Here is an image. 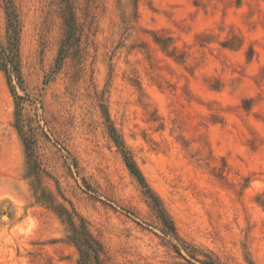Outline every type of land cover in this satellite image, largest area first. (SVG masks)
I'll return each instance as SVG.
<instances>
[{
    "label": "rangeland",
    "instance_id": "rangeland-1",
    "mask_svg": "<svg viewBox=\"0 0 264 264\" xmlns=\"http://www.w3.org/2000/svg\"><path fill=\"white\" fill-rule=\"evenodd\" d=\"M13 3L22 89L14 85L33 103L24 118L48 136L40 160L106 264H186L162 233L155 199L197 252L264 264V0ZM66 4L80 32L57 69ZM7 29L0 0L1 47ZM24 170L0 71V264H78L67 226L35 203Z\"/></svg>",
    "mask_w": 264,
    "mask_h": 264
},
{
    "label": "trees",
    "instance_id": "trees-1",
    "mask_svg": "<svg viewBox=\"0 0 264 264\" xmlns=\"http://www.w3.org/2000/svg\"><path fill=\"white\" fill-rule=\"evenodd\" d=\"M5 1V12L8 22L7 44L0 46V71L2 72L14 102V128L21 141L24 157V179L29 182L33 198L36 204L51 210L57 218L67 226L69 241L78 252V264H106L108 257L101 241L91 232L87 222L75 211L71 203L63 195L59 183L43 166L37 152L39 139L49 140L38 124L39 121L25 119L23 105L28 96H18L14 83L22 89V76L20 71L19 54V22L15 14L13 0ZM64 40L60 45L56 68L60 67L68 55L69 48L73 45L72 40L80 32V26L74 15L71 4H66L61 10ZM33 104V103H32ZM110 137L116 147L122 152L126 166L141 182L142 177L137 170L131 156L123 143L118 140L115 130L111 128ZM68 153V152H67ZM69 154V153H68ZM73 165L77 169V163L73 158ZM49 181L55 184V193L48 187ZM153 201V211L162 226V233L171 242L175 255L186 264H221L211 252H197L195 249L182 242L175 229L172 220L168 217L159 200ZM175 242V243H173ZM185 251V252H182Z\"/></svg>",
    "mask_w": 264,
    "mask_h": 264
}]
</instances>
